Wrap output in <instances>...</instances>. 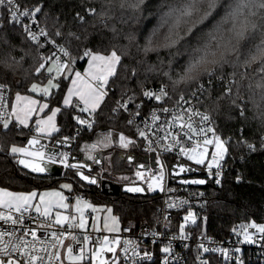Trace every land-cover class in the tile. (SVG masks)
<instances>
[{
  "label": "trees",
  "instance_id": "1",
  "mask_svg": "<svg viewBox=\"0 0 264 264\" xmlns=\"http://www.w3.org/2000/svg\"><path fill=\"white\" fill-rule=\"evenodd\" d=\"M23 6H40L42 11L38 13L40 20L45 24L50 36L60 41L71 53L73 66L71 68L82 69L87 57L84 52L109 53L115 47L109 42L111 35L108 28L96 22V14L99 6L95 0H19ZM149 13L159 11V7L169 11L171 7H177L176 3H170L164 7L162 0H147ZM89 9H95L90 12ZM82 15L83 19L79 20ZM147 15V14H146ZM156 15H148L143 22L141 37L156 23ZM115 19L113 24H115ZM59 31L60 36H55ZM0 38H5L11 46L12 51L8 62L0 59V81L9 89V104L16 92L32 93L30 87L33 83H44L49 77L46 69L43 75L36 69L41 59L42 50L37 49L34 42L25 39V35L19 26L3 22L0 24ZM117 49V48H116ZM118 50V49H117ZM118 54L120 55L119 51ZM14 59L17 63L12 64ZM151 61L156 63V57H151ZM130 63L127 57L122 56L121 63L117 65L116 73L109 78L107 85L108 95L101 102L100 107L92 113V127L81 129L77 135L74 132L80 128L76 117L83 119L89 112H81L77 103L63 105L62 97L68 85L69 79L61 81V87L52 90L53 94L44 99L48 102L49 111L52 107H57L60 111L56 114L57 129L48 136V142L57 138H72L71 155H80L85 159L82 145L95 140L107 143L102 149L101 155H106L107 168L105 163L96 165L90 174H94L98 179H110L117 181L120 175H128L131 182L134 169V162L127 160V153L133 152L137 157H142L139 147V137L137 127L129 124L125 114L114 111L116 100L124 92L134 97H140L143 90L151 84H166L164 77L156 72L144 70L132 72L126 68ZM182 61H177L176 66ZM228 71L219 75H213L201 80L199 84L189 86L182 91H173L167 88L168 94L177 97L179 94H189L201 83L203 87L199 89L200 104L207 111L208 103L211 99L223 95L225 89L232 86V81H228ZM43 98V97H40ZM240 109L224 108L220 112L211 114L214 118V128L219 133L221 139L226 141L225 162L229 165V170L225 174L223 182L219 186H209L206 188L209 201L206 206L207 232L211 236L223 237L232 233L236 226L255 223L264 225V146L259 143V136L244 123L242 112L245 111L243 104ZM208 112V111H207ZM209 113V112H208ZM19 126L12 123L9 129H4L0 125V187L7 188L15 192H28L39 190L44 187L56 185L63 180L72 183V191L85 197L96 204L110 205L117 215L122 225H137L142 222L153 223L157 217V208L160 203L158 193H148L145 196L130 195L119 192L115 195H108L97 186L85 184L76 177L72 168H63L58 175H35L17 165V155L9 154V149L14 144H24L27 136L31 135V127ZM123 133L132 137L135 143L126 150L115 143H109L105 137H98L103 134ZM123 135L124 137H126ZM247 141V142H246ZM251 146V147H249ZM157 262V257H156ZM89 264V262L83 263Z\"/></svg>",
  "mask_w": 264,
  "mask_h": 264
},
{
  "label": "snow or ice",
  "instance_id": "2",
  "mask_svg": "<svg viewBox=\"0 0 264 264\" xmlns=\"http://www.w3.org/2000/svg\"><path fill=\"white\" fill-rule=\"evenodd\" d=\"M0 6H7L9 11L10 23L13 26L21 27L25 39L35 43L37 49L42 51H46L48 48L56 45L55 39L50 37V33L46 30L45 27H40L38 25V16L37 14L42 11L40 6L35 8H24L22 5L18 4L16 0H0ZM186 14L191 16V5H184L183 7H171L168 14L169 16L178 14L181 11H185ZM90 12H95V9H89ZM213 17V13L210 12L204 17V21L210 22ZM79 19H83L82 17H78ZM27 21V23H25ZM204 21H201V24H204ZM194 29L190 30V34H194ZM61 33L57 31L55 36H60ZM12 51L11 46L8 44L5 38H0V59L4 62H8L10 59V52ZM85 57L91 58V63L96 64L100 62V71L91 73V80L95 82L88 84V92L87 94L82 93L80 89L77 87L75 90L72 88L69 89L67 96L64 99V105H69L72 102L73 96H78L79 99L83 102L85 107L81 108V112H90L95 113L97 108L100 107L101 102L108 95L107 91H105V86L109 84V77L113 76L117 71V65L121 63L122 56L118 54V50L114 48L111 53L107 56L100 54H92L91 52L85 51ZM64 57H68L67 62H65ZM44 61L40 63L39 67L36 69L38 73L43 75L45 69H47L48 76L51 77L48 79V83L46 86L40 88L38 85H32V91L36 92L39 88L40 92L43 95L50 96L53 94L52 90L59 89L61 87V81L63 79H71L73 85H76L77 81L81 79V73H75V79L70 75H64L65 73H69L73 71L71 65L73 64V60L71 58V53L64 46H57L56 50L49 54V56L41 57ZM12 64L17 63L14 59L11 60ZM50 64H53L54 67H49ZM171 68L172 65H169ZM55 72V75L53 73ZM5 85H0V101L3 99V90L5 89ZM231 87L225 89L226 94H230ZM168 95L167 91L161 87L159 89V94L154 93L151 90H145L143 92V96L148 98L149 100L155 99L156 101H160L164 99ZM17 99H20L19 95ZM132 97H129L127 101L118 102V109L124 108L126 111L128 105L132 101ZM91 100V103H90ZM31 105H36L35 100H30ZM3 107V104L0 103V108ZM39 111L43 112L45 109L49 107L48 104L39 105ZM137 108H140V105H137ZM118 109H114L118 110ZM60 111L59 108L52 109V115L47 118V121L37 120V128L36 131L38 133H45V128L41 127V125H51L56 114ZM164 111H168L164 109ZM32 112V108H28V110L24 113V118H20L19 114H16V120L13 121L8 114H4L0 116V125L4 129H9L12 123H17L19 126H28L26 124V119L28 115ZM13 113H15V106H13ZM242 114V113H241ZM136 115H139L137 112ZM184 112H181L177 117H175L171 124L168 126L170 129L177 128L178 121L182 124V127L179 129V133L176 136H172V133L168 130L165 132V136L162 138L163 140L168 141L163 146V151L170 152L175 151L176 148H179V152L177 155L184 156L188 160L193 161L196 165H207L209 171L215 168H219L221 166V162L224 159V155L227 153V148L225 147L226 141H223L220 136H218L213 127H209L212 123L210 121L209 115L203 113L193 112L188 116V120H184ZM193 115H199L201 117V125L194 126L191 122ZM78 122L81 125H87L88 127H92V123H90L86 119H80L76 117ZM159 117L153 115V120H157ZM134 118L129 120V124L134 123ZM167 124V121L163 122L161 127ZM150 125H145L143 129L138 128V136L143 139H148ZM52 132H55L56 129L54 125L51 126L50 129ZM182 133V135H181ZM207 133L212 134V138H209ZM171 136V139L169 137ZM187 138V143H182L184 138ZM203 138V146H201L200 139ZM159 138V137H158ZM72 138H65L58 143L63 146L66 143H70ZM193 140L196 143L192 147H188V143H191ZM135 143V141L130 138L124 137L121 135L120 137V146L123 148H128L131 144ZM29 148L31 146L40 145V140L37 138H32L28 140ZM214 146V151L209 153L208 146ZM91 147H95L92 145ZM151 148V142L149 144ZM251 147V146H249ZM18 153L24 154L26 157L33 158L32 160L28 159H19L17 162L19 165H22L26 169H30L33 173H43L47 171V164H56L59 162L67 168L76 169V175H78L82 180L87 181L91 184H96L97 179L95 177H90L89 175H85L83 172L79 171L81 167L84 165L77 163H68L69 154L62 153L59 156L56 153L48 154L42 150H34L29 151L24 147L12 146L9 149V154L15 155ZM209 155L211 159H208ZM128 160L131 162L133 157L129 155ZM88 159H92L91 156ZM156 163L160 165V168L157 169L159 171V175H156L155 172L152 173L153 179L156 181V184L163 189L164 187V169L165 166L163 162L158 158ZM143 167V166H141ZM179 168V172L177 175L185 172L193 171V169L184 164H179L177 166ZM137 177H141L142 173L138 171L136 173ZM218 175V173H217ZM125 179H127L125 177ZM182 184H205V180H193V181H180ZM219 184L220 181L217 180ZM70 184L62 185L63 189L71 190ZM149 189H153V184L149 183ZM128 191L140 192L143 191L140 187H132L128 188ZM52 195L59 197V201L56 205L52 204L51 201L45 199L44 194H40L37 192L31 193H13L9 191L7 188H0V221L4 224H8L12 227L8 229H0V264H62L63 259H68L72 264H76L77 261L90 260L92 264H95L96 258L105 251L104 248L97 250L96 248H92L89 255H85V249L81 247L80 253L74 254L72 247L67 246L66 254H62L59 251V247L63 245L64 241L61 238L65 235L68 229L79 226L80 228H84V219L81 216L78 225L75 223H71L76 218L74 216L63 215L60 211H55L54 220H53V209L58 207L61 209H66L69 207L68 204L63 201L67 198L61 195L60 192L53 193ZM39 198V202H36V198ZM79 203V201L77 202ZM188 201L184 200L181 202H169V207H180L181 204H187ZM80 211L79 208L76 209ZM34 211L38 217L43 218L44 223L39 225L41 228L53 229L55 225V229L48 232L45 231L42 237H38L37 228L29 227L27 221H35L36 216L30 215V213ZM109 212L111 209L108 210ZM28 214V215H26ZM167 219V217L165 218ZM184 223L181 224V232L184 233V229L186 225L191 222L192 224L197 223L195 214L193 212H188L185 217H183ZM244 239V243H256V240L253 238V234L249 231V229H254L256 233L261 234V238L264 239V225H257L255 223H250L248 225L241 226ZM63 229L64 231H61ZM19 233V234H18ZM155 235V234H153ZM30 236L31 239H26V237ZM182 238H187V233H184ZM75 239V237H73ZM108 237H105V242H108ZM88 237H84V241L87 242ZM119 243V241H117ZM124 258L127 264L128 260H132L133 264H135V259L138 257V252L135 247L131 245L130 242H125ZM129 248H132L131 255H128ZM199 248L203 249L204 253L208 252H220V254L227 260L229 258V253L227 250L222 248H208L204 247L203 243L199 245ZM106 251L110 253H116V249L112 247H108ZM161 251L165 254H168L172 251L171 246L163 247ZM236 251H239L237 249ZM118 258L117 255H114L112 264H116ZM150 258L148 254H145L144 257H139V259ZM172 257H168L166 255L163 264H170ZM180 257H175L177 264H179ZM101 264H106V262H101ZM200 264H210V261H205L201 257ZM239 264V262H237Z\"/></svg>",
  "mask_w": 264,
  "mask_h": 264
},
{
  "label": "clouds",
  "instance_id": "3",
  "mask_svg": "<svg viewBox=\"0 0 264 264\" xmlns=\"http://www.w3.org/2000/svg\"><path fill=\"white\" fill-rule=\"evenodd\" d=\"M162 2L164 7L190 4L192 15L185 10L169 16V11L159 6L158 12L149 13L147 0H95L99 6L95 19L109 29L110 44L129 59L128 70L156 72L173 91L229 69L230 94L211 99L207 111L215 114L224 108L240 109V102H244V123L264 146V0ZM210 12V22L204 21ZM148 15L158 19L141 37ZM192 29L194 34H190ZM151 57H156V63ZM177 61H182L179 67Z\"/></svg>",
  "mask_w": 264,
  "mask_h": 264
},
{
  "label": "built area",
  "instance_id": "4",
  "mask_svg": "<svg viewBox=\"0 0 264 264\" xmlns=\"http://www.w3.org/2000/svg\"><path fill=\"white\" fill-rule=\"evenodd\" d=\"M16 2L21 5L19 0H16ZM23 7L35 8L34 6ZM79 17L83 18L82 15H80ZM9 21L10 17L7 6H0V24H2L3 22L10 23ZM37 22L40 27L46 28L45 24L40 20L39 16ZM25 23H27V21H25ZM55 41L56 45L48 48L46 51H42L40 53L41 57L49 56L50 53L56 50L57 46H64L60 41ZM64 60L65 62H67L68 57H64ZM71 66H73V64ZM46 74L48 73L46 72ZM228 81L229 79L226 80V85L228 84ZM0 85L5 84L0 81ZM165 85L166 84L164 83L151 84L147 86L143 90V92L145 90H151L154 93L159 94V89L161 87H163L167 91ZM203 85L204 83H201L199 88H196L189 94H179L177 97H172L170 94H168L164 99L160 101H156L154 98L149 100L148 98L143 96V93L140 97L136 98L130 94H127L126 92H124V94L116 100L113 109H118V102L127 101L129 97H132L133 99L128 105L126 111L124 110V108H119L115 111L125 114L128 122L129 120L134 118L135 122L132 124H134L137 129H143L146 124L151 126V128L149 129L148 139H143L138 136L140 142L139 147L142 153H145L147 155L144 154L142 157H138L136 161L145 162L147 165L146 167L138 168L134 163L135 171L132 172L131 182L142 183L148 193H158L160 195V203L157 208V217L153 223L142 222L137 225L124 224L121 226L119 233L114 234L113 237L117 241H119V243H116V253H106H110L105 257L104 262H106V264H112L113 257L114 255H117V253L118 258L116 264H126L123 251L124 247L126 246L125 242H130L138 252V257L134 258L135 264H163L166 255L168 257H172L170 264H177L175 257L181 258L179 264H200L201 257L205 261H210V264H237V262H239V264H264V239H262L261 234L256 233L254 229H249V231L253 234V238L256 240V243L243 242L241 235L243 234V231L241 226H236L231 234L223 237L211 236L207 232V214L205 210L209 201V196L206 188L212 185L219 186L222 184L224 176L229 170V165L225 162L226 154L224 155V159L221 162V166L218 169L213 167L210 172L207 165H196L193 161L188 160L186 157L177 155V153L179 152V148H176L175 151L170 152L163 151L164 144L168 142L162 139L165 136L166 130L170 131L172 133V136H176L177 133H179L180 127H182V124H180L179 121L177 128L170 129L168 127L171 124L172 120L181 112L185 113V121L188 120V116L193 112L207 114L209 115L210 121H212V123L208 126L214 128L213 116L206 110H204L200 104L201 96L199 93V89L202 88ZM0 103L3 104V107L0 108V116L8 114L11 117L9 89L7 86L3 90V99L2 101H0ZM137 105H140V108H137ZM164 109H167L168 111H164ZM137 112L139 113V115H136ZM153 115L159 117V119L154 121ZM83 119H86L91 123L93 119L92 113L89 112ZM165 121H167V124H164V126L161 127L162 123ZM191 122L194 126H199L202 123L201 117L199 115H193ZM83 128L89 129L90 127L80 124V128L74 132V135H77ZM30 131L32 134L37 133L36 128L33 126L31 127ZM215 132L218 136H220L216 130ZM120 135L121 133L116 134L118 140ZM207 135L209 138H212L211 133H207ZM126 137L135 141L132 137ZM169 139H171V136L169 137ZM199 139L201 146H203V138L201 137ZM150 142L151 148L149 147ZM182 143H187L186 137L184 138ZM195 143L196 141L193 140L191 143H188V147H192ZM213 147L214 146L212 145L208 146L209 153L214 151ZM62 153L69 154V163L71 158L70 148H60L57 155L59 156V154ZM158 158L163 162L165 166H169V164L172 162L183 161L196 166L197 168H200L203 172L200 174H194L193 176H202L208 178V180L210 181V185L207 187H198L174 183L172 182L173 177L169 173V167H165L164 187L163 189H161L152 177L153 172H155L156 175L160 174L159 171H157V169L160 168V165L156 163V160ZM208 159H211L210 155ZM57 163L62 167V164H60L59 162ZM138 171L142 173L143 178L137 177L136 173ZM217 180L220 181L219 184L217 183ZM149 183L153 184L152 190H150L148 187ZM184 200H187L188 203L181 204L180 207L168 206L169 202H181ZM188 212H193L195 214L197 223L192 224L191 222H189L184 229V233H187V238H182L184 233L181 232V224L184 223L183 217H185ZM30 215L36 216V220L27 221L28 226L37 228L38 237H42L45 231L50 232L55 229V225L53 226V229L39 227V225L44 223L43 218L38 217L34 211H32ZM166 217L167 219H165ZM71 223H75L78 225V222L76 220L71 221ZM10 227L12 226L4 224L2 221H0V229H8ZM61 231L64 230L61 229ZM85 236L88 237L87 242L84 241ZM73 237H75V239H73ZM102 237H104V234L100 231L90 229L89 227L86 229H81L79 226H76L74 228L68 229L65 235L61 237L64 243L59 247V251L62 253L63 246L70 245L75 254H79L81 247H83L85 249V255H89L92 248H96L99 244L102 243ZM26 239L30 240L31 237L28 236L26 237ZM201 243H203L204 247L214 249L222 248L227 250L229 253V258L226 260L220 254V252L204 253L203 249L199 248V245ZM169 245L171 246L172 251L168 254L163 253L161 249L163 247H168ZM237 249H239V251H236ZM131 252L132 248H129V256L131 255ZM145 254H148L150 258L139 259V257H144ZM127 264H133V261L128 260Z\"/></svg>",
  "mask_w": 264,
  "mask_h": 264
},
{
  "label": "rangeland",
  "instance_id": "5",
  "mask_svg": "<svg viewBox=\"0 0 264 264\" xmlns=\"http://www.w3.org/2000/svg\"><path fill=\"white\" fill-rule=\"evenodd\" d=\"M49 67H54V65L50 64ZM46 71H47V69H46ZM53 75H55V72L53 73ZM50 78L51 77H48L47 80L44 82V85L40 86V88L46 86L48 83V79H50ZM121 135H125V134L121 133ZM121 135L119 136V140L116 138V141H115L114 137H113L114 134H112L111 132L109 134L101 133L100 136L98 137V139L100 137L101 138L105 137V138H107V140H109V143H115V144L120 145ZM43 137H45V136H43ZM46 138H48V137H46ZM14 145L17 147H24V148L28 149L29 151L35 150V149L25 147L24 144H21V143L14 144ZM14 145H12V146H14ZM92 145H95V147L94 148L91 147ZM107 145H108L107 143H105V142L101 143L98 140H95V141L90 142V143H88V142L84 143L82 145V148L84 151L85 159L93 161L96 157H98L99 154H101L102 149H104ZM127 149L128 148H124L125 152ZM213 149H214V147H213ZM20 154H22V153H18L16 155L18 156ZM142 154L144 155L145 153H142ZM145 155H147V154H145ZM89 156H91L92 159H88ZM102 158H103L102 163H105L104 167L107 168L106 155H103ZM134 167H135V165H134ZM63 168H65L64 165H62V169ZM133 171H135V170L133 169ZM125 177L127 179H125ZM125 180H128V175H120L117 177V181H119V182L125 181ZM64 184H70L72 186V183L69 180H63L56 185L44 187V188L39 189V190H32V191H28V192H15V191H11V190H9V191H11L13 193L37 192L40 194H44L45 199L51 201L52 204H54V205H56L57 202L59 201V197H56L52 194L56 193V192H60L61 195H63L64 197L67 198L63 202L68 204L69 207L66 209H61L58 207L54 208L53 209V218H55V216H54L55 211H60L63 215H67L70 217L74 216L76 218L75 220L77 222H79L81 216H83L85 226H84V228H81V229H86L89 227L90 229L100 231L104 234V237H102L103 240L105 237H108L109 239H111L114 237V234L119 233L120 228H121V224L118 220L117 215L113 212L110 205L96 204V203L92 202L91 200H89L85 197H82V196L78 195L77 193L73 192L72 187H71V190L63 189L62 185H64ZM78 201H79V203H77ZM36 202H39L38 197L36 198ZM77 208H79L80 211H77L76 210ZM109 209H111L110 212L108 211ZM241 235H242V240H243L244 235L243 234H241ZM113 239H115V238H113ZM66 252H67V246H63L62 254H66ZM81 262L82 261H77L76 264H79ZM62 264H72V262H70L68 259L65 258V259H63Z\"/></svg>",
  "mask_w": 264,
  "mask_h": 264
},
{
  "label": "water",
  "instance_id": "6",
  "mask_svg": "<svg viewBox=\"0 0 264 264\" xmlns=\"http://www.w3.org/2000/svg\"><path fill=\"white\" fill-rule=\"evenodd\" d=\"M114 140L116 141V134H114ZM32 138H37L40 140V145L36 146L33 145L31 146V149H35V150H42L48 154H52V153H58L60 148H71L73 145V142L71 141L70 143H66L63 146H61L58 142L64 140V138H57L55 140H53L51 143L48 142V139L46 137H42V136H37V135H29L25 138L24 140V146L29 148L28 145V140L32 139ZM126 152H122V155H125ZM132 152L127 153V157L129 155H132ZM134 156V154H133ZM19 159H28V160H32L33 158L31 157H26L24 154H20L17 156L16 161H18ZM138 158L137 157H133L132 161H136ZM128 160V158H127ZM103 161L102 155L99 154L98 157H96L93 161L90 160H86V159H82L80 155L77 154H72L69 163H77V164H81L84 165V167H81L79 169V171L83 172L85 175H89L90 177H95L97 179V183L96 184H91L88 183L87 181L82 180L78 175H76L77 170L74 169L73 173L76 177H78L80 180H82L85 184L91 185V186H97L101 189V191L105 194L108 195H115L118 194L119 192L121 193H126V194H130V195H141V196H145L148 194V191L146 190L145 186L140 183V182H116L114 180H110V179H98V177L94 174H90L89 172L93 170V168L96 165H100ZM129 161V160H128ZM179 164H184L186 166H189L193 169V171L190 172H185V173H181L179 175H177V173L179 172V168L177 167ZM17 165L19 167H21L22 169L35 174V175H58L62 172V167L56 163V164H47V171L43 172V173H33L30 171V169H26L24 168L22 165H19L17 162ZM136 167L138 168H143L146 167V163L142 162V161H136L135 162ZM143 166V167H141ZM169 173L170 175L173 177L172 182L174 183H178V184H182L180 183V181H193V180H205L206 183L205 184H185V185H189V186H198V187H207L210 185V181L208 180V178L202 177V176H193L194 174H200L203 171L200 168H197L196 166H193L189 163L183 162V161H176V162H172L169 164ZM132 187H140L143 189V191L140 192H133V191H128V188H132ZM251 230V229H250Z\"/></svg>",
  "mask_w": 264,
  "mask_h": 264
},
{
  "label": "crops",
  "instance_id": "7",
  "mask_svg": "<svg viewBox=\"0 0 264 264\" xmlns=\"http://www.w3.org/2000/svg\"><path fill=\"white\" fill-rule=\"evenodd\" d=\"M92 54H100V55H109L111 52L105 54V53H99V52H91ZM73 71L69 72V73H65L64 75H70L72 76L73 79H75V73L79 72L81 73V79L77 81L76 85H73L72 80L69 79L68 80V85L66 87V90L64 92V95L62 97V104L64 105V99L68 94V91L70 88H72L73 90H75L77 87L80 89V91L82 93L87 94L88 92V84L92 83L93 85L95 84L94 81L91 80V73L92 72H99L100 71V62H97L96 64H92L91 63V58L90 56L87 57L86 62L84 63V66L82 69H78V68H72ZM47 72V71H46ZM110 78V77H109ZM40 86H43L44 83H33ZM32 84V85H33ZM32 85L30 87L31 91H32ZM107 90V86H105V91ZM19 95L20 99H17V96ZM43 97V98H40ZM46 97V95H43L39 88L38 91L33 92L32 93H21V92H16L13 97L12 100L10 102V111H11V119L13 121L16 120V114H19L20 118H24V113L28 110V108H32V112L28 115L27 119H26V124L29 126L30 124H33L32 126L37 128V124L36 121L37 120H44L47 121V118L49 116L52 115V109H56L57 107H52L49 111H46V109L41 112L39 111V105H43V104H48V102L44 99ZM30 100H35L36 101V105H31L30 104ZM73 103H77L79 104L80 108L85 107V105L83 104V102L79 99L78 96H73L72 97V102L69 105H72ZM91 103V100H90ZM13 106H15V113H13ZM68 106V105H67ZM54 125L55 129H57V124H56V116L54 117L53 121L51 122V125H41V127L45 128V133L41 134V133H36L33 135H37V136H45L48 137L50 134H52L53 132L50 130L51 126ZM27 127V126H25ZM32 134V133H31ZM117 240L116 239H108V242H105V240H102V243L99 244L96 249L99 250L101 248H104L105 251H103L102 253H100V255L96 258L95 264H101V262H104L106 255H109L110 253L106 254L108 251H106V249L110 246L114 249H117ZM89 262V264H92V261L90 260H84L79 264H83Z\"/></svg>",
  "mask_w": 264,
  "mask_h": 264
},
{
  "label": "flooded vegetation",
  "instance_id": "8",
  "mask_svg": "<svg viewBox=\"0 0 264 264\" xmlns=\"http://www.w3.org/2000/svg\"><path fill=\"white\" fill-rule=\"evenodd\" d=\"M132 153H133V152H132ZM133 154H134V156H135V157H137L135 153H133ZM133 154L131 155L132 157H134V156H133ZM123 156H126V154H125V155H123ZM137 158H138V157H137ZM132 162H134V163H135V161H132Z\"/></svg>",
  "mask_w": 264,
  "mask_h": 264
}]
</instances>
